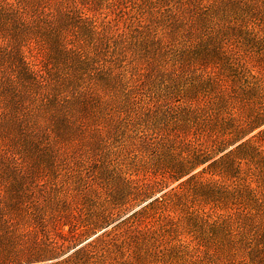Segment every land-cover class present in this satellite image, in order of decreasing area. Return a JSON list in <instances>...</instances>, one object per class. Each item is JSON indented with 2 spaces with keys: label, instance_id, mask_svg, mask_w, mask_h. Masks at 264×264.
Masks as SVG:
<instances>
[{
  "label": "trees",
  "instance_id": "trees-1",
  "mask_svg": "<svg viewBox=\"0 0 264 264\" xmlns=\"http://www.w3.org/2000/svg\"><path fill=\"white\" fill-rule=\"evenodd\" d=\"M101 1L81 10L71 0H0V134L15 137L0 145V167H25L31 148L45 145L52 133L90 131L95 140L117 126L139 124L144 131L111 154L94 153L91 142L88 150L72 152L63 159L60 182L56 174L37 190L0 185V264L37 257L58 259L51 264H117L119 252L150 238L182 240L184 234L195 264H264L258 190L264 128L239 142L264 123V52L253 59L228 25L221 32L220 22L208 24L220 33L209 42L200 11L217 0H167L166 8L156 0L149 18L134 17L124 28L98 21ZM159 15L170 22L168 31L175 28L161 41L159 49L170 55L163 60L148 49L136 52ZM58 18L66 27L57 33ZM28 35L48 47L41 64L22 50ZM181 78L187 87H177ZM101 80L119 92L111 104L97 105L87 94ZM233 87L239 99L229 93ZM124 97L138 105L136 112L121 110ZM108 121L112 127L105 130ZM216 152L222 153L196 170Z\"/></svg>",
  "mask_w": 264,
  "mask_h": 264
},
{
  "label": "rangeland",
  "instance_id": "rangeland-1",
  "mask_svg": "<svg viewBox=\"0 0 264 264\" xmlns=\"http://www.w3.org/2000/svg\"><path fill=\"white\" fill-rule=\"evenodd\" d=\"M12 1V0H7ZM109 0H102L99 13H97L98 21L111 20L112 24H116L119 28H124L126 24L134 19V17L151 16V12H155L156 0H119L115 4L110 5ZM162 8L170 7L172 1L162 0ZM204 5H207V0H204ZM159 4V3H158ZM157 4V5H158ZM207 9V8H206ZM200 17L204 20L207 19V24L211 25L216 22L224 23L229 26V33H235L239 40H243L241 50L249 53L253 59H258V56L264 52V0H217L213 7L207 10L200 11ZM223 18V20L221 19ZM229 18L231 23H228ZM158 21L164 19L162 16H157ZM166 20V19H164ZM167 24L168 20H166ZM154 28L150 39L141 49L136 52L143 53L148 49L149 55L160 56V60L167 59L168 56L163 55L164 50L159 49L160 45L166 41L167 33L172 32L175 28H165L160 23L154 24ZM169 27V26H168ZM225 27V28H226ZM174 37L177 36L176 32L171 33ZM235 37V35H234ZM262 39V40H261ZM238 40V39H237ZM258 40V41H257ZM163 41V42H161ZM22 50L27 55L28 60L34 63L41 64L47 56L48 47L41 38H36L34 35H28L23 38ZM230 72V71H228ZM193 73H198L193 71ZM177 84L178 88H185L189 85L187 78L179 79ZM158 85V83H157ZM180 100L176 99L175 103ZM143 125L134 124L132 126H117L109 132H105L102 136L96 137L94 140L90 131L85 133H71L63 138H59L55 133L46 136L44 144L40 148L33 146L30 150L27 165L23 168L14 165H5L0 167V185H13L16 188L30 187L36 189V184H42L49 179H54L55 175H59V182L64 174L63 159L70 156L75 151H86L90 148L89 144L93 147L96 154H111L115 150L120 149L124 145H130L144 133ZM264 128V123L257 126L254 130L250 131L240 141L246 140L253 134ZM143 136V135H142ZM15 137L12 134H0V145H7L14 143ZM238 143V141H237ZM234 146L232 142L229 146ZM222 152H216L214 156L198 166L196 170L204 166L220 156ZM206 178L211 177L210 174H205ZM178 183L175 181L169 185L174 186ZM160 193V192H159ZM204 211H209L208 206H205ZM203 212L199 211L201 215ZM211 218L209 221H212ZM112 223V222H111ZM199 225L201 222L198 223ZM64 230L68 229L65 225ZM103 228V227H102ZM101 232V228L98 229ZM94 234V233H93ZM150 238L137 248L128 250L125 254L118 253L117 264H195V257L189 251V248L184 244L190 239V235L184 234L181 239H174L165 241L163 237ZM44 237L37 238L38 242H42ZM73 246H70L72 248ZM70 248L59 252V260H61ZM35 251L38 247L33 248ZM50 258V257H49ZM43 257L32 258L25 260L23 264H51L52 261L58 260L57 258L49 259ZM197 264V263H196Z\"/></svg>",
  "mask_w": 264,
  "mask_h": 264
},
{
  "label": "snow or ice",
  "instance_id": "snow-or-ice-1",
  "mask_svg": "<svg viewBox=\"0 0 264 264\" xmlns=\"http://www.w3.org/2000/svg\"><path fill=\"white\" fill-rule=\"evenodd\" d=\"M65 2H67V0H65ZM209 3L212 2V0H208ZM71 3H73L74 5L81 7V10H87L89 5H90V0H71ZM79 12L76 13L77 16H79ZM223 20V18H221ZM158 23H160L163 27L167 28V23L166 20L161 19L158 21ZM228 23H231V19L229 18ZM57 25H59L58 28L54 29L57 33L59 32L60 28L66 27V25L64 24L63 20L58 18L57 19ZM218 28L221 29V32H223L224 28L226 27V24L221 23L219 25H217ZM203 29L207 32L208 34V39L209 42H212L216 36L220 35V33H215L213 32L212 28L209 27V25L207 23L203 24ZM82 80V77L80 78ZM157 88H159V85L156 86ZM229 93L231 94L233 99H239V93L236 92L235 87H233L232 89L229 90ZM87 94L94 99V102L99 105L101 100L103 99L104 101H107L109 104L112 103V101H115L119 98V92L115 86V84L109 83L107 81H99V82H94L91 85H89L88 87V91ZM109 97H111V100L109 99ZM226 102V101H225ZM71 104V108L69 110H75L76 109V104H72L71 101L69 102ZM78 103V101H77ZM138 108V105L132 103L127 97L123 98L122 104H121V110L125 111V113L127 114V112L132 111V112H136ZM50 112L54 111V109H49ZM58 111L63 112L64 108H60L58 109ZM137 115H139V113H137ZM96 118L93 117V120H95ZM98 122V121H97ZM101 127H105V130H107L108 128L112 127V122L108 121L106 126L102 125ZM103 133H99V135H102ZM259 192L261 194V196H264V173L261 174V179H260V187H259ZM249 195H252V193H249ZM254 202L259 203L258 201H255V197H253ZM262 219H264V217H262ZM240 239V242L243 244L244 243V239L243 237L238 238ZM245 247H247V245H245Z\"/></svg>",
  "mask_w": 264,
  "mask_h": 264
},
{
  "label": "bare ground",
  "instance_id": "bare-ground-1",
  "mask_svg": "<svg viewBox=\"0 0 264 264\" xmlns=\"http://www.w3.org/2000/svg\"><path fill=\"white\" fill-rule=\"evenodd\" d=\"M233 146V145H232ZM137 209V208H136ZM96 236V235H95Z\"/></svg>",
  "mask_w": 264,
  "mask_h": 264
}]
</instances>
